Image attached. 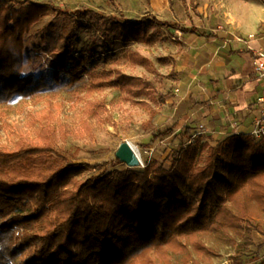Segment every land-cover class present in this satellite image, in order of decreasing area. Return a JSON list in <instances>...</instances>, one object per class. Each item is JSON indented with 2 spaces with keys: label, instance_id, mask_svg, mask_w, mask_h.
Instances as JSON below:
<instances>
[{
  "label": "trees",
  "instance_id": "16d2710c",
  "mask_svg": "<svg viewBox=\"0 0 264 264\" xmlns=\"http://www.w3.org/2000/svg\"><path fill=\"white\" fill-rule=\"evenodd\" d=\"M24 4L0 0V106L54 85L73 86L86 75V51L74 53L73 41L77 30L90 28L87 20L127 23L75 11L73 31L60 37V48L44 64L39 49L28 47L26 39L42 16L62 11L50 3ZM146 20L189 35V44L214 36L203 27H183L151 15L140 23ZM132 56L137 64H147ZM114 80L110 84L124 91L140 85L120 71ZM102 108L103 102L92 103L90 115L95 118ZM190 108L182 103L178 111ZM175 128L177 123L154 134L147 145L170 137ZM191 130L185 128L170 171L147 165L107 172L104 165L73 163L56 148L51 125L41 127L37 140L20 137L12 149L0 147V264H167L174 254L212 264L214 253L201 242L208 232L225 233L230 243L247 248L251 231L260 230L255 222L264 221V137L255 141L228 134L213 147L184 148ZM204 149L207 156L199 165ZM120 163L114 157L113 164ZM86 172L93 174L78 179ZM244 191L251 192L246 202L240 201Z\"/></svg>",
  "mask_w": 264,
  "mask_h": 264
},
{
  "label": "rangeland",
  "instance_id": "374dc122",
  "mask_svg": "<svg viewBox=\"0 0 264 264\" xmlns=\"http://www.w3.org/2000/svg\"><path fill=\"white\" fill-rule=\"evenodd\" d=\"M16 1L23 2V6L26 1L50 3L62 11H50L42 16L26 39L28 47L39 49V62L44 64L50 60V53L60 48V37L73 31L75 11L90 10L104 18L127 21L112 26L108 20L92 17L86 22L89 29L76 31L74 53L86 51L88 73L75 85H54L33 97H16L0 106V147L12 149L20 137L37 140L41 127L51 125L57 136L56 148L71 162L104 165L107 172L126 168L123 163L113 164L115 153L124 142L139 152L140 168L155 165L170 171L185 126L175 129L166 139L147 144L154 134L173 125V113L182 100L206 105L211 94L208 77H222L224 72L221 66H216L222 62L221 57L213 58L219 41L197 38L187 48H181L175 40L185 43L187 36L148 20L140 23L142 17L151 15L183 27L194 25L256 36L264 30V0ZM132 54L144 58L147 64H137ZM115 71L139 79L140 85L124 91L110 84L115 81ZM166 95L170 98L163 102L161 98ZM94 102L104 104L95 118L90 115V105ZM194 123L198 129L199 123ZM207 136L191 133L184 139V148L213 147L219 141ZM206 156L204 149L199 165ZM92 174L86 172L78 179L84 180ZM249 199L251 192L244 191L240 201ZM255 225L260 230L251 231L252 242L247 248L230 243L225 233L204 234L201 242L214 253L211 263L255 264L264 260V221H256ZM193 258L198 259L194 252ZM188 259V254H174L167 264H195Z\"/></svg>",
  "mask_w": 264,
  "mask_h": 264
},
{
  "label": "crops",
  "instance_id": "0c3cea01",
  "mask_svg": "<svg viewBox=\"0 0 264 264\" xmlns=\"http://www.w3.org/2000/svg\"><path fill=\"white\" fill-rule=\"evenodd\" d=\"M207 30L214 36L210 39L204 38L205 40L220 42L213 58L217 55L221 57L222 62L217 63L216 66L222 67L223 75L208 77L211 94H209L210 98H207L206 105L198 106L188 100H182L181 103L187 104L192 111L180 112L179 105L176 106L173 124L177 123L175 128L177 130L185 126L192 129V134L206 133L212 141L220 140L228 134L249 135L259 115L258 99L264 96V80L258 78L253 66L254 55L260 50L264 51V30L261 31L260 36L244 34L240 31L237 33L217 31L216 28ZM185 36L187 40L182 43L184 46L179 44L181 48H187L197 38H203L197 37L189 44L190 37ZM203 66L205 63L202 64ZM219 71L220 68L217 67L216 73ZM197 113L201 116H196ZM196 121L199 123L198 129L195 127Z\"/></svg>",
  "mask_w": 264,
  "mask_h": 264
},
{
  "label": "built area",
  "instance_id": "2783aa9c",
  "mask_svg": "<svg viewBox=\"0 0 264 264\" xmlns=\"http://www.w3.org/2000/svg\"><path fill=\"white\" fill-rule=\"evenodd\" d=\"M253 66L258 78L264 80V51H258L253 58ZM259 115L254 121L253 129L249 134L255 141L264 137V96L258 99Z\"/></svg>",
  "mask_w": 264,
  "mask_h": 264
},
{
  "label": "water",
  "instance_id": "95a60500",
  "mask_svg": "<svg viewBox=\"0 0 264 264\" xmlns=\"http://www.w3.org/2000/svg\"><path fill=\"white\" fill-rule=\"evenodd\" d=\"M115 158H117L121 163H123L129 169L140 168L142 166L134 150L127 142L122 143L118 147L115 153Z\"/></svg>",
  "mask_w": 264,
  "mask_h": 264
},
{
  "label": "bare ground",
  "instance_id": "6f19581e",
  "mask_svg": "<svg viewBox=\"0 0 264 264\" xmlns=\"http://www.w3.org/2000/svg\"><path fill=\"white\" fill-rule=\"evenodd\" d=\"M130 146L132 147V149L134 150L136 156L138 157V159H139L140 162H141V157H140L139 152L137 151V149H136L134 146H132L131 144H130Z\"/></svg>",
  "mask_w": 264,
  "mask_h": 264
}]
</instances>
